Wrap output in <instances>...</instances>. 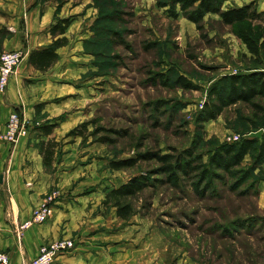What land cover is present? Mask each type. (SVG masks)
I'll list each match as a JSON object with an SVG mask.
<instances>
[{
  "label": "rangeland",
  "instance_id": "374dc122",
  "mask_svg": "<svg viewBox=\"0 0 264 264\" xmlns=\"http://www.w3.org/2000/svg\"><path fill=\"white\" fill-rule=\"evenodd\" d=\"M251 1L258 11L264 7V0H227L222 8ZM43 3L70 20L64 35L72 41L70 57L58 67V81L70 96L52 91L49 102L70 101L69 113L82 110L77 125L88 122L93 135L68 140L88 146L85 153L96 160V167L89 168L101 177L91 187L96 197L87 202L88 217L100 218L68 237L74 241L68 252L85 257L74 264H264V149L249 152L232 174L215 169L218 177L203 181L201 169L191 171L201 164L212 168L209 158L223 144L252 138L264 144V96L255 100L260 110L240 102L215 119L205 120L202 112L212 87L225 75L264 70V50L254 57L218 14H206L196 24L186 15L192 9L172 7V0ZM9 38L0 36V56L26 52L4 50L1 44ZM38 106L32 124L35 145L37 126L56 121L58 127L68 114L48 118L41 113L44 104ZM103 137L112 141H98ZM57 141L60 154L63 138ZM151 152L193 162L173 178L156 173L160 164L155 159L141 158ZM130 159H137L132 167L110 168L111 161ZM44 169L52 175L56 171L54 166ZM139 175L147 186L130 199L135 214L124 221L102 202L107 191ZM53 190L59 192L53 210L62 199L74 200L68 190L52 185L47 192ZM94 205L95 211L90 209Z\"/></svg>",
  "mask_w": 264,
  "mask_h": 264
},
{
  "label": "crops",
  "instance_id": "0c3cea01",
  "mask_svg": "<svg viewBox=\"0 0 264 264\" xmlns=\"http://www.w3.org/2000/svg\"><path fill=\"white\" fill-rule=\"evenodd\" d=\"M259 3L261 5L258 2V6ZM259 8L264 9L263 6ZM61 14L42 0H0V29L10 35L2 47L4 50L23 49L27 52L10 78L5 94H0V130H4L9 114L14 110L20 113L26 128L25 134L13 145L0 139V249L8 253L12 264L35 258L42 244L68 238L78 227L96 225L100 218L96 214L88 217L91 212L87 205L97 195L91 187L101 179L96 171L93 173L89 168L96 167V160H91V154L85 153L88 146L80 148V142L76 139L69 141L72 136H67L69 130L83 121L79 116L82 110L69 113L70 101L64 100L63 105L49 102L52 91L63 92L57 96H70L71 90L58 81V67L63 66L68 54L70 57L72 41L57 49L59 59L48 70L38 71L28 64L30 52L52 42L50 28L58 17L63 18ZM41 104H44L41 113H46L48 118L68 112L66 119L54 131L56 140L62 137L63 144L62 152L56 155L53 164L56 167L53 175L44 169L42 156L35 145L38 139L32 132L35 106ZM88 156L90 160L87 161ZM52 185L68 190L74 200L71 203L69 199L58 201L48 221L32 224L23 229L19 237L18 226L31 218L34 208L42 203L44 194ZM96 208L94 205L90 209L95 211ZM84 258L82 253L68 252L58 256L54 264H74L83 262Z\"/></svg>",
  "mask_w": 264,
  "mask_h": 264
},
{
  "label": "trees",
  "instance_id": "16d2710c",
  "mask_svg": "<svg viewBox=\"0 0 264 264\" xmlns=\"http://www.w3.org/2000/svg\"><path fill=\"white\" fill-rule=\"evenodd\" d=\"M43 2L54 0H42ZM227 0H172V7L176 4L181 5L182 11L191 8V12L186 14L196 24L203 21L206 14L215 13L219 15L220 22L230 25L234 28L236 35L246 44L249 52L254 57H260L264 50V10H257L255 1L245 3L241 6H228L222 8L223 3ZM185 13V12H184ZM70 25L68 18H57L54 25L50 28L53 37L52 42L43 48L35 49L28 56V64L38 71H46L54 65L59 54L57 49L68 44V39L64 35ZM9 34L7 31L0 29V36ZM2 46V44H1ZM181 79V78H180ZM183 80V79H182ZM189 86L187 83H182ZM264 96V70L263 68H255L253 72L243 74L225 75L211 90V100L204 105V119H215L223 110L237 103H246L254 109L260 110L262 107L255 102L256 98ZM88 122H83L68 131L67 136H81L85 141L93 132L87 131ZM57 127V122L44 123L37 126L38 138L40 141L37 147L45 168H50L54 164L57 152L59 151V142L55 136H51ZM42 136L47 139H41ZM101 143L111 142L108 137L100 138ZM259 149H264V144L258 139H240L232 143L223 144L219 150L215 151L209 158L212 168L201 164V166L192 167L191 171L199 172L200 177L205 180H212L218 177L215 169H221L226 173L232 174L233 168L241 165L245 156ZM143 159H155L159 164L156 173H162L169 177L176 178L178 171L182 169V165H189L193 162L175 158L172 154H160L156 152L141 155ZM199 158V157H198ZM137 159L111 161L110 168L113 170H121L126 167L135 165ZM147 186V179L144 175L133 176L122 185L112 188L106 192L103 204L113 207L117 216L126 221L134 214L135 210L131 198L135 197Z\"/></svg>",
  "mask_w": 264,
  "mask_h": 264
},
{
  "label": "built area",
  "instance_id": "2783aa9c",
  "mask_svg": "<svg viewBox=\"0 0 264 264\" xmlns=\"http://www.w3.org/2000/svg\"><path fill=\"white\" fill-rule=\"evenodd\" d=\"M26 52L22 50L5 51L0 56V93L3 94L7 88L10 77L16 72L18 66L23 61ZM26 128L20 115L13 111L10 113L5 129L0 131V139L5 142L15 144ZM59 192L49 191L38 207L34 208L31 218L21 223L17 229L20 237L23 229L28 228L34 223H43L50 219L53 214V205ZM74 246L71 238H62L43 244L38 255L30 261L21 264H54L58 256L67 253ZM0 264H12L8 254L0 249Z\"/></svg>",
  "mask_w": 264,
  "mask_h": 264
}]
</instances>
